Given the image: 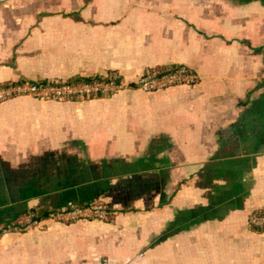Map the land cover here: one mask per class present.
I'll return each mask as SVG.
<instances>
[{
  "label": "crops",
  "instance_id": "crops-1",
  "mask_svg": "<svg viewBox=\"0 0 264 264\" xmlns=\"http://www.w3.org/2000/svg\"><path fill=\"white\" fill-rule=\"evenodd\" d=\"M197 82L144 92L147 69ZM115 72L109 96L0 101V223L98 197L110 221L0 237V264H264V0H0V83Z\"/></svg>",
  "mask_w": 264,
  "mask_h": 264
},
{
  "label": "built area",
  "instance_id": "built-area-1",
  "mask_svg": "<svg viewBox=\"0 0 264 264\" xmlns=\"http://www.w3.org/2000/svg\"><path fill=\"white\" fill-rule=\"evenodd\" d=\"M196 72L186 65H172L160 70L153 67L144 71L133 86L144 92L158 91L178 85H193L197 82ZM120 75L110 72L97 79L87 81H14L0 85V101L14 96L28 95L39 99H86L109 96L123 87ZM114 212L98 197L83 203L50 208L44 216L28 211L7 222L0 223V237L7 233H21L32 229L45 230L49 222L72 223L81 220L110 221ZM250 228L264 231V208L249 212Z\"/></svg>",
  "mask_w": 264,
  "mask_h": 264
},
{
  "label": "trees",
  "instance_id": "trees-1",
  "mask_svg": "<svg viewBox=\"0 0 264 264\" xmlns=\"http://www.w3.org/2000/svg\"><path fill=\"white\" fill-rule=\"evenodd\" d=\"M172 65H160V66H158L157 68L158 69H160V70H164L166 67H171ZM95 76V78H97V79H100V78H102V75H94ZM92 79V76H79V75H76V76H74V77H71L69 80L70 81H87V80H91ZM20 82V81H19ZM40 82H45V80H40ZM5 83H7V82H4V83H0V85H4ZM99 97H101V96H99ZM47 211L48 210H43V211H41V212H39L38 213V216L40 217V216H44V215H46L47 214Z\"/></svg>",
  "mask_w": 264,
  "mask_h": 264
}]
</instances>
